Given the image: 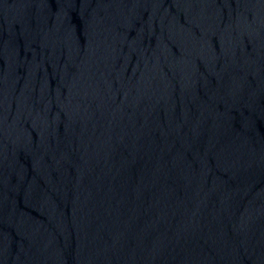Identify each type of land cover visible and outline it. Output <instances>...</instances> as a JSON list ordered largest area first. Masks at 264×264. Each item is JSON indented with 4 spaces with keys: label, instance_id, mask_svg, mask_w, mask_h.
Instances as JSON below:
<instances>
[{
    "label": "water",
    "instance_id": "95a60500",
    "mask_svg": "<svg viewBox=\"0 0 264 264\" xmlns=\"http://www.w3.org/2000/svg\"><path fill=\"white\" fill-rule=\"evenodd\" d=\"M0 264H264V0H0Z\"/></svg>",
    "mask_w": 264,
    "mask_h": 264
}]
</instances>
